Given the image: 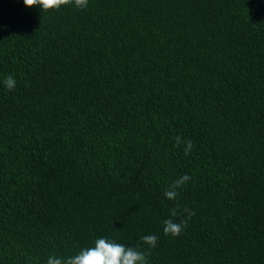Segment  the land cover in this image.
Instances as JSON below:
<instances>
[{"label":"trees","instance_id":"1","mask_svg":"<svg viewBox=\"0 0 264 264\" xmlns=\"http://www.w3.org/2000/svg\"><path fill=\"white\" fill-rule=\"evenodd\" d=\"M150 234L148 264H264V0H0V264Z\"/></svg>","mask_w":264,"mask_h":264},{"label":"clouds","instance_id":"2","mask_svg":"<svg viewBox=\"0 0 264 264\" xmlns=\"http://www.w3.org/2000/svg\"><path fill=\"white\" fill-rule=\"evenodd\" d=\"M25 7H39L41 11L59 10L63 6L71 5L75 9L85 10L89 5V0H23ZM17 81L14 76L6 75L3 85L9 91L15 89ZM184 145V154L190 155L194 144L190 139H182L180 136L175 138V146ZM191 181V176L183 174L173 180L164 190V197L167 200L175 201L178 199L180 189ZM195 211L179 206L174 207L169 218L163 221V234L171 237H178L188 227V220L195 216ZM183 216L184 219L178 220L177 217ZM159 237L150 234L140 238L141 243L147 246L146 250H141L139 246L131 247L118 243L109 238H98L94 245L81 249L77 254L61 257L49 255L46 264H148V257L151 249L157 247Z\"/></svg>","mask_w":264,"mask_h":264}]
</instances>
